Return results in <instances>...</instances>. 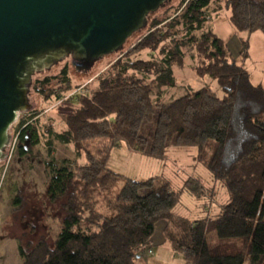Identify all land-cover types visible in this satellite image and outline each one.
<instances>
[{
  "label": "trees",
  "instance_id": "trees-1",
  "mask_svg": "<svg viewBox=\"0 0 264 264\" xmlns=\"http://www.w3.org/2000/svg\"><path fill=\"white\" fill-rule=\"evenodd\" d=\"M220 3L181 0L180 14L166 24L170 16L153 19L95 88L71 100L77 106L64 119L67 130L58 140L72 145L85 163L65 160L57 166L52 157L47 164L45 205L61 214V231L52 246L48 232L35 243L17 238L24 264H137L153 249L162 221L165 241L187 264H264V87L252 83L209 26L222 12ZM225 5L237 32L264 34V2L225 0ZM186 48L196 53L195 75L217 81L223 97L203 88L167 103L154 101L155 89L176 86L173 68L184 65ZM143 51L160 59L131 60ZM63 75L50 89L52 79H44L37 93L51 101L70 91L66 70ZM30 121L21 123L20 156L28 154L23 144L38 137ZM149 124L153 128L142 135ZM121 144L155 159L165 158L170 147L196 148L198 163L225 188L226 203L214 218L176 215L181 192L169 183L157 185L158 177L136 181L108 168ZM185 189L195 196L204 190L194 178ZM26 190L22 186L14 199L15 216L27 208Z\"/></svg>",
  "mask_w": 264,
  "mask_h": 264
},
{
  "label": "rangeland",
  "instance_id": "rangeland-1",
  "mask_svg": "<svg viewBox=\"0 0 264 264\" xmlns=\"http://www.w3.org/2000/svg\"><path fill=\"white\" fill-rule=\"evenodd\" d=\"M217 1L221 2L222 12L213 15L209 26L228 46L237 64L249 72L252 83L255 86L264 87V34L261 31L237 32L230 22V12L226 10L225 0ZM257 1L264 2V0ZM180 2L181 0H170L152 14L148 25L134 34L121 51L105 56L96 62L93 68L94 72L87 78L74 75L71 58H66L57 65L55 64L49 72L45 70L33 77L29 91V103L32 108L28 112L18 115L17 121L9 132V144L3 152L6 156L0 160V264H24V260L19 255L17 238H25V244L28 243V240L35 243L40 236L48 232V234L50 233L49 242L52 246L61 231V214L56 207L45 205L47 200L44 193L50 178L47 164L51 162L52 157L56 160L57 166H60V163L65 160L70 164L85 163L83 156H80L72 145L58 140V135L67 130L64 119L75 111L77 106L72 104L71 100L77 95L86 94L87 89L95 88L99 77L106 74L122 57V54L125 55L133 50L140 42L153 19L163 20L170 16V19L164 23L166 24L180 14L183 8L179 7ZM218 5L214 2L212 9H217ZM184 51L186 53L184 65H174L173 68L176 86L161 90L155 89L153 100L167 103L185 96L190 91H198L203 88H209L219 97H223L224 93L217 81L210 77L198 78L195 75L192 68L195 67L196 58L192 57H195L196 53L188 48ZM153 58L160 59V55L143 51L131 56L132 61H148ZM64 70L71 81L70 91L62 96L54 97L51 101L44 100L37 93V89L41 88L40 83L44 79H52L47 87L50 89L64 77ZM23 121H30L29 123L38 131V137L37 140L31 142L28 140L23 144L28 154L20 156L18 136L22 130L21 123ZM153 126L154 124L145 125L141 134L145 135ZM48 141H52L51 146H47ZM121 146L122 148L114 150L109 159L108 168L110 170L132 180L142 178L145 181L152 177H158L157 185L169 183L175 192H181L180 202L173 212L190 221L214 218L218 215L219 209L215 208L216 205L214 206L211 202L213 199L210 198L209 192L215 193L214 199L220 201L219 198L225 197L226 190L221 183L213 178L206 167L198 163L196 148L170 147L165 158H152L151 161L140 158V156L144 158L142 154L136 156L138 153L131 152L126 144H121ZM189 178L201 182L204 188L202 195L195 196L185 189V182ZM22 186L27 189L25 192L28 193L29 201H27L25 211L15 216L16 209L13 203ZM121 187L122 183H119V189ZM209 206H211L210 210ZM100 210H103L101 205ZM165 225L164 221L157 225L151 241L153 249L156 251L155 256H151L152 254L145 256L137 264H187L182 256L172 252L169 256L168 250L163 248L166 242L163 237ZM160 255H164L162 258H166L161 260L164 263L157 261V258H161ZM169 259L170 261H168Z\"/></svg>",
  "mask_w": 264,
  "mask_h": 264
},
{
  "label": "water",
  "instance_id": "water-1",
  "mask_svg": "<svg viewBox=\"0 0 264 264\" xmlns=\"http://www.w3.org/2000/svg\"><path fill=\"white\" fill-rule=\"evenodd\" d=\"M170 0H0V160L33 77L71 58L76 77L121 51ZM175 1V0H173Z\"/></svg>",
  "mask_w": 264,
  "mask_h": 264
},
{
  "label": "crops",
  "instance_id": "crops-1",
  "mask_svg": "<svg viewBox=\"0 0 264 264\" xmlns=\"http://www.w3.org/2000/svg\"><path fill=\"white\" fill-rule=\"evenodd\" d=\"M122 146H123V145H122ZM122 146L120 145V146L117 147V148H120V147L122 148ZM117 148H116V149H117ZM122 150H123V149H122ZM130 151H131V152H134V153H137V152H135V151H133V150H131V149H130ZM113 152H114V151H113ZM112 154H113V153H112ZM136 156H140L139 153H138V155L136 154ZM140 158L145 159V160H151V161H152V158H148L147 156H144V158L140 156ZM139 160H140V159H139ZM149 177H151V176H149ZM152 178H153V177H152ZM134 179H135L136 181H143L142 178H134ZM134 179H133V180H134ZM150 179H151V178H150ZM214 194H215V193H214ZM215 195H216V194H215ZM224 196H225V197L222 196L221 198H219L220 201L214 199V198H215L214 196L212 197L213 200H212L211 202L214 204V206L216 205L215 208H218V209L220 210V207H221L224 203H226V201H227V195L225 194ZM222 199H223V200H222ZM210 208H211V206H209V210H210ZM164 244H165V245L163 246V248H164L165 250L167 249V250L169 251V252L167 251V254H169V256H171L170 253H171V252L174 253V252L172 251L171 247L169 246V244H168L167 242H165ZM166 244H167V245H166ZM166 246H167V247H166ZM165 252H166V251H165ZM155 253H156V251H155L154 249H152V250L150 251V253H148L146 256H148V255H150V254H152L151 256H155ZM174 254H175V253H174ZM157 256H158V255H157ZM163 256H164V255H163ZM163 256L160 255L161 258H157V261H159V262H161V263H164V261H161V260H165V259H166V258H162ZM169 258H170V257H169ZM166 261H167V260H166ZM168 261H170V259H169ZM179 263H180V262H179ZM181 263H182V262H181Z\"/></svg>",
  "mask_w": 264,
  "mask_h": 264
}]
</instances>
